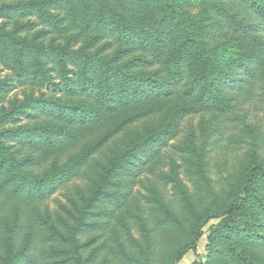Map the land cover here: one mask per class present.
<instances>
[{
  "label": "rangeland",
  "instance_id": "1",
  "mask_svg": "<svg viewBox=\"0 0 264 264\" xmlns=\"http://www.w3.org/2000/svg\"><path fill=\"white\" fill-rule=\"evenodd\" d=\"M73 1L0 0V7L50 3L49 10L66 22L61 24L71 27L63 36L42 25L25 29L36 16L9 20L0 12V33L10 31L16 37L30 30L27 33L43 48L66 50L70 36L98 37L97 29L86 32L87 16L94 17L95 25L109 19L131 39H153L157 51L175 48L176 40L165 38L185 37L157 25L156 5L161 4L95 0L94 6V0ZM169 1L185 18L204 22L211 57L218 53L229 60L226 51L237 47L233 41L239 26L231 24L232 11L247 24L264 26L257 10L243 0ZM73 7L78 21L70 16ZM194 35L188 33L190 39ZM11 55L6 52L4 58ZM91 55L99 59L95 52ZM4 58L0 117L8 118V128L53 125L47 112L31 110L30 104L56 101L60 94L48 86L20 82L10 71L13 64ZM157 62L149 71L157 70ZM44 68L47 76L59 78V64L47 61ZM240 77L245 79L241 90L228 88L219 100L193 108L195 112L169 129L173 136L163 146L156 137L169 128L177 110L193 105L182 97L180 87L172 98L122 107L95 124L76 127V138L60 146L49 145L40 134L23 139L25 143L10 139L8 152L17 151L18 161H34L28 169L34 179L64 171L84 154L87 162L74 178L34 200L18 198L0 186V264H264V62ZM23 111L37 119L29 120ZM143 143L138 161L135 153H128ZM2 156L0 152V160ZM17 250L26 252L17 256Z\"/></svg>",
  "mask_w": 264,
  "mask_h": 264
},
{
  "label": "trees",
  "instance_id": "2",
  "mask_svg": "<svg viewBox=\"0 0 264 264\" xmlns=\"http://www.w3.org/2000/svg\"><path fill=\"white\" fill-rule=\"evenodd\" d=\"M243 1L249 9L257 10L264 21V5L259 4L260 0ZM73 2L79 3L80 1L74 0ZM164 2L168 11L160 0H148L146 3L161 4L156 5L159 6L157 25L164 26L166 32L171 33L175 30L178 35L185 36L179 37V40L165 38L166 42L176 40L175 48H171L170 51L165 50V46L164 50L158 49L157 51L156 41L153 39L143 40L140 37L131 39L126 32L119 31L118 26L110 25L109 19L101 20L99 17L100 24L95 25L94 17L87 19L86 16L88 22L85 25L88 27L86 29L88 34L97 29L98 37L97 35L87 37L92 39L89 43V40L84 39L80 34L70 36L65 40L66 50L43 48L38 41L34 40L35 37L32 38L27 33L30 30H25L23 34L26 35H16V37L10 31L0 33V58H4L6 52H11V57L4 59L13 64L10 71L16 75L17 80L35 87L37 85L43 86L41 88L48 86L60 94V98L56 101L47 100L30 104L31 110L41 108L43 112H47L48 116L52 117L53 125L48 123V126L44 128L35 129L8 128V118L0 117V152L3 154L0 160L1 188H9L10 192L18 198L22 196V198L34 200L44 196L48 191H55L59 186L74 178L87 162L84 154L81 159L79 158L80 160L75 161L66 170L47 178L34 179L32 172L28 171L34 161L26 157L18 161L17 151L8 152L10 139L25 143L23 139L32 140L34 134H40L42 138H46L45 142L49 145L60 146L76 138V127L95 124L104 119L107 113L122 107L146 105L152 99L172 98L175 95V89L180 87L182 97L191 99L193 105L177 110L172 116L169 128L156 137V142L163 146L173 136V131L169 129L174 127L176 122H179L185 115L195 112L193 108L219 100L217 96L223 90L228 88L235 91L241 90V83L245 81L240 77L242 73L253 71L255 66L264 62V26L258 28L254 24H247L238 13L232 11L234 18L231 24L239 26L238 37L233 41L237 47L226 51L229 60H225L218 53L211 57L212 44L209 39L203 37L204 22L189 20L175 6L169 4V0H164ZM95 3L94 0L90 4L95 6ZM49 6L50 3L45 2L23 5L19 3L14 6L5 4L0 7V12H2L1 15L5 14L4 16H7L9 20L13 17L22 20L36 16L29 25H24L25 29L42 25L50 32L65 35L64 31H69L71 27H64L61 24L66 23L64 19H57L59 15L52 13ZM6 11L9 14H6ZM70 16L75 21L79 20L74 7L70 11ZM191 31L197 34L193 39L188 36ZM68 45H70L69 48ZM103 49L105 52L101 54L100 51ZM83 52L86 54L85 57L81 54ZM92 52H95L99 59L92 57ZM155 59L158 61L157 70L149 71L148 68L154 66ZM47 61L52 65L61 66V71L58 73L59 78L46 75L48 71L44 66ZM70 65L75 71H71ZM146 71L149 75L145 74ZM150 74L155 76H150ZM64 95L69 98L63 99ZM80 96L91 102L78 99L77 97ZM22 113L29 120L37 119V116L31 113L24 111ZM144 146H146L145 143L133 148L128 154L135 153L133 158L140 161ZM137 152L140 155H137ZM128 154L120 157L115 164L121 162L122 158L126 160ZM256 161L257 159L254 160V165L260 167L261 164ZM0 210H2L1 207ZM59 236L61 239L64 237L62 234ZM25 252V250H17L15 254L20 256Z\"/></svg>",
  "mask_w": 264,
  "mask_h": 264
}]
</instances>
